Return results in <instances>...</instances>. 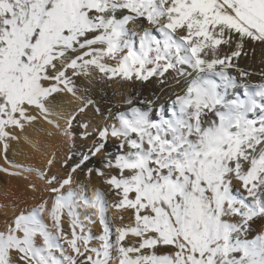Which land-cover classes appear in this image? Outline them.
I'll use <instances>...</instances> for the list:
<instances>
[{
    "label": "snow or ice",
    "instance_id": "snow-or-ice-1",
    "mask_svg": "<svg viewBox=\"0 0 264 264\" xmlns=\"http://www.w3.org/2000/svg\"><path fill=\"white\" fill-rule=\"evenodd\" d=\"M141 20L150 27L137 47L130 25ZM246 41L264 44V0H0V148L8 164L0 171L24 174L7 150L17 131L40 121L74 143L72 122L93 103L80 94L81 79L134 84L154 77L163 85L171 75L182 94L158 120L149 114L152 101L129 98L115 123L92 132L83 125L92 147L72 170L100 154L98 174L120 197L113 207L134 217V226L116 229L117 264H264V235L247 238L249 222L264 217V84L238 91L241 81L228 71L248 75L233 63ZM64 97L81 106L61 127L52 105ZM110 138L118 141L115 152ZM54 163L51 157L48 166ZM40 175L51 203L42 199L15 214L0 232V264H13V252L23 264H110L104 194L81 201L64 192L71 177ZM233 180L243 197L233 195ZM81 206L104 226L99 247L89 246L74 211ZM129 234L137 238L131 246L123 243Z\"/></svg>",
    "mask_w": 264,
    "mask_h": 264
},
{
    "label": "bare ground",
    "instance_id": "bare-ground-1",
    "mask_svg": "<svg viewBox=\"0 0 264 264\" xmlns=\"http://www.w3.org/2000/svg\"><path fill=\"white\" fill-rule=\"evenodd\" d=\"M130 27L132 28V39L137 43L138 47L141 30L149 28L150 25L146 20H141L135 25H130ZM233 63L238 65L240 70L248 73L246 77H241L236 68L228 69L241 81V87L238 91L242 92L245 84L251 87H258L264 84V44L258 41H246L241 56L234 58ZM169 80L172 83L162 85L154 77L145 83L137 80L134 84L132 82L121 83L118 78L107 81L97 77L91 84L81 79L80 94L85 95L93 103L86 114H80L72 122V126L77 129V132L74 131V135L77 136L74 141L77 147L72 148V151L69 149L72 147L70 146L72 142L67 140L61 133H56L55 128L44 121H40L34 126H27L23 132L17 131L16 135L19 136V141H11L7 150V159L15 165L23 166L25 171L22 176H12L0 171V232L6 231L8 223L14 219L16 213L32 211L42 199L49 200V203H51L50 194L44 191L48 185L41 179V173H47L49 176L55 175L59 179L71 177L72 183L64 188V192L67 193L70 188L77 195V198L83 201L86 198L83 194V183H89L90 179L94 183H98L99 179L94 178L93 169L98 172L103 169L104 159L102 157L101 160H96L100 156V154H97L92 158L95 163H89L87 166L82 164L80 168H76L75 171L72 170L80 160L81 154H86L88 149L92 147L91 139L85 140L82 138V134L85 131L83 125L85 123L89 124L91 126L89 131L92 132L97 126L103 127L106 124L115 123L118 114L128 110L127 100L129 98H132L134 103L140 98L152 101V110L149 114L158 120L161 116L160 110L165 107V104L172 102L176 95L182 94V87L175 82L173 76L170 75ZM70 99V97H64L56 100L52 105L55 113L52 118L57 120L61 127L66 123L65 118L81 106L77 101L69 102ZM155 110H158V112L156 113ZM49 133L53 134L50 135ZM117 146L118 141L110 138L108 141L109 150L115 152ZM69 154H71V158L68 165L61 168V161L66 160ZM51 157L55 158V163L49 167L48 161ZM0 168H8L2 148H0ZM90 169L91 174L86 176L85 171ZM110 172L114 174L113 170ZM103 183L108 197L112 199H114L113 197H118L114 194V190L109 187L107 181H103ZM32 184L37 185L41 190L32 192L29 188ZM232 193L237 198L244 196L238 180L232 185ZM95 196L96 194H91L88 199H94ZM74 211L77 213L78 218L85 215L86 219L89 220V217H91V220H96V224H100L98 216H91L95 211L94 209L81 206ZM114 214H120V216H116L117 219L114 218L117 220L116 223L114 222L116 228L126 227L131 224V214L126 208H108L106 218L109 215L114 216ZM43 219L49 227L54 228L53 222L47 213L44 214ZM63 221L69 223L71 218L65 213ZM126 222L129 225H125ZM260 235H264V217L257 216L249 222L247 238L253 240ZM128 236L131 237L127 241L128 246L137 243L136 237L131 234ZM111 257L110 264H117L116 256L111 253Z\"/></svg>",
    "mask_w": 264,
    "mask_h": 264
},
{
    "label": "rangeland",
    "instance_id": "rangeland-1",
    "mask_svg": "<svg viewBox=\"0 0 264 264\" xmlns=\"http://www.w3.org/2000/svg\"><path fill=\"white\" fill-rule=\"evenodd\" d=\"M171 104H172V102L167 103V104H165V107L166 106H170ZM155 112L157 113L158 110L157 111L155 110ZM76 130L77 129L72 126V128H71V134L74 135V131L77 132ZM75 138H77V136H75ZM75 145H76L75 142L70 144V146H72L71 148H69L70 151H72V148L74 149V148L77 147V145L76 146ZM70 156H71V154H69V157H68L69 159L67 158L64 161H61V163H60V167L62 166L61 168H63V166L68 165V163L70 161V158H71ZM101 158H102V156L100 155L99 157H97L96 160H101ZM111 170L112 169H110V170L109 169H106V170L104 169V171L106 173H111L110 172ZM93 173H94V178H96V179L98 178L99 179V180L97 179L99 184L97 182L94 183V181L92 179H90V181H89L90 184L89 183H86V184L83 183V189H84L83 194H84V197H86L88 199L89 197H91V194H97L98 192L99 193H103L108 208H111V209L115 208V207H113V205H115L117 203V201H119L120 197L119 196L118 197H113L115 200L112 199L111 197H108L107 192L105 191V189L103 187V185H104L103 181H107L106 180L107 177L106 176L105 177L100 176L98 174V171H96L94 169H93ZM85 174H86V176H88L89 170L85 171ZM86 178H90V177H86ZM235 181H237V180H233V184H234ZM91 183H93V184H91ZM94 191H95V193H94ZM127 210L131 214L132 222H131L130 225L128 224V222H126L125 225L127 224L129 226H134V217L132 215V212H131L130 209H127ZM112 215L111 216L110 215L107 216L106 222H107L108 227L110 229V243H111V246H112L110 251H111L112 254H114V256H116L115 259L117 261L118 250H117L116 244H117V235L118 234L116 232V229L117 228L115 227V223L117 221L116 220L117 219L116 216L118 217V216H120V214L119 215L118 214H116V215L114 214V216H112ZM114 218H116V219H114ZM62 219H63V217H62ZM78 219H79V221H82L84 223V225H86L85 226V232H86V234H90L91 237H92V240H91L89 246L90 247H99L100 246L99 237L104 234V226L101 223L100 224H96V220H94L95 223L89 222V220L86 219V216L85 215L80 216V218H78ZM61 223H62V226H63V229H64L65 234L68 235V236H70L71 235V225H70L71 222L67 223L65 221H63V222L61 221ZM49 228H50V230L55 231L54 228H51V227H49ZM77 231H79V230L77 229ZM129 238H131V237L130 236H127L126 239H125V241L123 242L125 245H127V241L129 240ZM61 242L64 243L65 248L68 249V251L70 252L71 249L68 248V245L66 244V242H64V241H61ZM158 251L162 254L165 251H167V249L160 248V249H158ZM11 255L13 256L12 259L14 260L13 261V264H23V262L19 260V254L18 253L13 252ZM57 255H58V253H57ZM73 255H75V254H73ZM134 255H137V254H134ZM76 258L77 259H82V257H76Z\"/></svg>",
    "mask_w": 264,
    "mask_h": 264
}]
</instances>
